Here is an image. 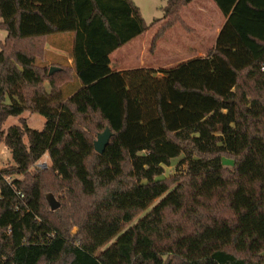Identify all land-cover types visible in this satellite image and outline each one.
I'll return each instance as SVG.
<instances>
[{
    "label": "trees",
    "instance_id": "obj_1",
    "mask_svg": "<svg viewBox=\"0 0 264 264\" xmlns=\"http://www.w3.org/2000/svg\"><path fill=\"white\" fill-rule=\"evenodd\" d=\"M194 1L169 0L148 26L133 0H0V124L19 117L0 130L13 160L0 169V264H264V0H212L227 20L216 45L162 80L109 67L150 27L151 54L177 25L192 34L181 14ZM61 34L72 66L46 63ZM182 155L185 170L162 178Z\"/></svg>",
    "mask_w": 264,
    "mask_h": 264
},
{
    "label": "rangeland",
    "instance_id": "obj_2",
    "mask_svg": "<svg viewBox=\"0 0 264 264\" xmlns=\"http://www.w3.org/2000/svg\"><path fill=\"white\" fill-rule=\"evenodd\" d=\"M134 4L140 9L141 16L148 26L156 20L163 17V10L167 6L169 0H133ZM185 23L194 30L192 34H188L185 30L177 25L172 28L157 44L156 50L151 54L150 47L152 39L156 34L159 25L150 27L149 30L141 35L134 47H130L126 58L122 63L130 69H148L155 70L153 78L162 80L164 74L162 72L169 71L178 65L196 58H204L207 51L216 45L218 35L220 34L224 21L217 6L212 0H197L192 2L181 14ZM7 33L0 30V44L5 41ZM71 34L52 35L47 39L46 45V63L48 65L65 64L66 49L72 48ZM78 88V82L65 86L63 97H69L70 93ZM26 118L28 125L37 131H42L45 125V118L39 114H30L28 112L22 115ZM19 124V117H10L4 124H0V130H7L11 126ZM13 164L10 150L4 143H0V169ZM49 164L48 157L44 156L38 166L46 168ZM226 165H229L227 162ZM230 168V166H228ZM184 156L174 159L171 166L165 167V174L162 178L170 177L179 171L185 170ZM160 200H156L150 208L142 212L140 217L145 215L152 207L157 205ZM136 218L132 224L140 218ZM131 224V225H132ZM130 225V226H131ZM77 231L74 228L73 233ZM117 238L109 244H113ZM106 246V247H108Z\"/></svg>",
    "mask_w": 264,
    "mask_h": 264
},
{
    "label": "crops",
    "instance_id": "obj_3",
    "mask_svg": "<svg viewBox=\"0 0 264 264\" xmlns=\"http://www.w3.org/2000/svg\"><path fill=\"white\" fill-rule=\"evenodd\" d=\"M197 1V0H196ZM218 9V7H217ZM219 11V14L221 16V21L222 20L224 21V25L226 23V19L225 17L222 15V13L220 12V10L218 9ZM224 27V26H223ZM223 29V28H222ZM222 31V30H221ZM221 33V32H220ZM220 35V34H219ZM218 35V37H219ZM139 38V37H138ZM134 39L133 41H131L130 43H128L127 45H125L124 47H122L121 49L115 51L114 53H112L109 57V67L112 71L114 72H117V73H124L126 71H129V70H133V69H130V68H127L125 66V64L122 63L123 59L126 58L127 56V53L129 51V48L130 47H134L137 39ZM218 39V38H217ZM46 54H47V50H46ZM47 62V61H46ZM66 64H68L69 66H72V59H71V56H70V51H67L66 49ZM46 157H48L47 155H45ZM49 159V158H48Z\"/></svg>",
    "mask_w": 264,
    "mask_h": 264
},
{
    "label": "water",
    "instance_id": "obj_4",
    "mask_svg": "<svg viewBox=\"0 0 264 264\" xmlns=\"http://www.w3.org/2000/svg\"><path fill=\"white\" fill-rule=\"evenodd\" d=\"M60 68L51 67L49 70V75H52L54 72L59 71ZM112 137V132L109 128H107L103 133H101L96 141L94 142V148L95 151L98 154H104L110 139ZM47 202L51 208L52 211H55L60 208V203L56 200V198L53 195L47 196ZM260 257L264 258V251L260 254Z\"/></svg>",
    "mask_w": 264,
    "mask_h": 264
},
{
    "label": "built area",
    "instance_id": "obj_5",
    "mask_svg": "<svg viewBox=\"0 0 264 264\" xmlns=\"http://www.w3.org/2000/svg\"><path fill=\"white\" fill-rule=\"evenodd\" d=\"M263 71H264V67H263Z\"/></svg>",
    "mask_w": 264,
    "mask_h": 264
}]
</instances>
